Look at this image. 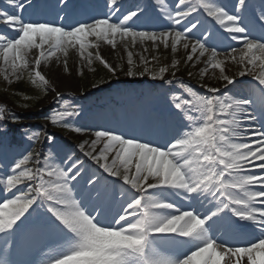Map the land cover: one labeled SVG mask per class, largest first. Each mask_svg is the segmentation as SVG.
Segmentation results:
<instances>
[{
  "label": "snow or ice",
  "instance_id": "1",
  "mask_svg": "<svg viewBox=\"0 0 264 264\" xmlns=\"http://www.w3.org/2000/svg\"><path fill=\"white\" fill-rule=\"evenodd\" d=\"M3 2L0 23L11 29V34L0 32L8 65L4 79H18L28 70L32 83L54 92V100L63 93L42 74L41 64L57 51L66 56L69 45H78L89 65L95 58L116 74L99 52L88 51L93 36L113 48L117 37H130L133 45L138 40L154 48L163 44L173 53L182 46L186 62L218 69L225 87L201 83V95L181 81L187 98L175 94L168 66L153 72L141 56L145 70L137 73L129 51L125 75H149L167 96L174 127L163 142L153 139L147 126L84 123L85 110L64 100L45 121L91 139L63 147L46 127L25 126L18 113L0 104V142L10 127L20 135L11 156L0 160L6 174L0 195L26 185V191L0 203V264H37L36 254L52 237L62 241V250L46 264H264V0L258 6L234 0L230 8L178 0L171 9L159 0L158 23L152 25L137 23L145 14L139 5L122 14L120 0H104V18L86 19L73 18L71 0L45 6L37 0ZM41 7H55L58 18L39 15ZM201 9L224 31L205 26ZM232 42L243 45L239 54ZM33 48L40 51L30 64L25 53ZM222 49L227 54L218 59ZM229 61L239 65L236 76L255 82L246 97L229 95V86L240 83L226 74ZM81 154L92 165L86 167Z\"/></svg>",
  "mask_w": 264,
  "mask_h": 264
},
{
  "label": "rangeland",
  "instance_id": "2",
  "mask_svg": "<svg viewBox=\"0 0 264 264\" xmlns=\"http://www.w3.org/2000/svg\"><path fill=\"white\" fill-rule=\"evenodd\" d=\"M156 1L157 2L154 3L153 6L156 9H159V0H156ZM0 2H1L0 4H4L3 0H0ZM209 2L217 3V0H214V1L210 0ZM37 3L40 4L41 6H44L42 0H37ZM121 4H126L128 6H130L131 4H134V7L128 11L134 10L135 6H136L135 2L131 1V0H128V1L126 0L124 2H123V0H120V5ZM4 6H6V5L4 4ZM164 8L169 9L166 1H164ZM144 10H145V14L140 19H145L148 22L149 19H147L146 16L149 14V11L147 9H144ZM46 11H47L46 7H41L38 10V14L43 15L46 18H49L46 15ZM128 11H125L123 14H127ZM101 18H104V17H101ZM113 19H115V17ZM139 22H140V20L137 21L138 24H139ZM0 28H3L1 23H0ZM139 30H144V29L141 28ZM147 30H149V29H147ZM0 32H2L1 29H0ZM88 40L91 41L94 45L93 47L89 48L88 51H91L94 54V56H95V53L99 52L100 56L103 57L104 60H106L108 63L112 64L116 68V75L119 77H127L125 75V73L129 69L128 57H127V53L129 51H131L133 53L132 68L137 73L143 72L145 70V64H144V62L141 61V56H143L147 60V67L148 68H151V69H152V67L158 68L156 66L157 64H160V63L172 64V61L176 60V61H178V63L176 65V67L173 68V70L176 69L178 72L186 73L187 75H189L188 74L189 72H192L191 76L196 77L195 73L192 70L193 69V66H192L193 63L191 64V62H186L187 51L182 46H179L177 49V52L173 53L170 46L168 48H165L163 44H160L158 47L154 48L150 41L141 42L138 40L133 45L130 37L127 38L126 40H122L120 37H117L115 48H113L111 45L107 44L106 41H104L103 39H97L94 36L88 37ZM232 47L236 48L235 46H232ZM45 48H47V46H45ZM39 51L40 50L35 49V48L26 51L25 56L28 59V61L30 62V64H33L35 57L37 55H39ZM224 55H226V54L225 53L221 54L220 58L224 59ZM257 55H260V53H257ZM65 62H66L67 68H68L67 72L64 71ZM96 63L99 64L100 62L98 60H96L95 58H93L92 64L89 65L86 60H83L80 57L79 46L77 45L74 48L71 45H69L67 48V55L66 56H65L64 52L57 51L56 55L54 57H52L51 59H49L47 61H42L41 71H42V74H45L47 78H49V77L51 78L52 73H56L55 78H56V80H60V81H62L61 73H64L67 76L70 75V77H72V80H73V83L70 85V87H71L70 90H73L74 88H76L77 87L76 82L82 80L84 78L83 75H86L87 77H89V79L91 81V83L87 84L88 85L87 87L89 88V90H93L96 88V87H94V85L99 84V83L93 82L95 80L94 78H95V74H96L95 73L96 66H97ZM100 64H102V63H100ZM3 65H5V63L3 60L2 50H0V92L2 91L1 93H5L7 90V93L9 94L8 96H10L9 97L10 100H12L9 107H6V108H10V109L14 110L15 112H17L20 115V117L28 118L30 120H37L35 123L38 125L35 127H40L39 126V124H40L42 127H46V131H50L51 128H53V126L50 122L45 121V117L48 114H46L44 116V113H43L45 108L47 106H49L51 103L46 98L47 92H38L36 89L38 86L36 85L35 92H33L32 94L27 93L28 96L22 95V97H21L20 94H22V92L17 91L15 88H17V85L21 83L20 81H22L24 79V77L26 79H28L29 81H32V78H30L29 71L28 70L23 71L19 75L18 79L13 77L10 80H5L4 79V73H5V70L8 68V65H7V67H3ZM195 67H196V70L198 72L206 74V75L205 74L201 75V77H199V80H198L199 83L203 81L204 83H207L209 86H216L218 84L217 82L220 80L218 69L217 70H212L211 68L206 69V65L202 61L199 62L198 65ZM228 67L234 69L233 62H230V61L227 62L225 64V68H228ZM52 70H54V72H52ZM106 70L108 71V69H106ZM238 71H239V65H238ZM110 74H112V73H110ZM127 78H130V77H127ZM74 86H76V87H74ZM99 86H100V84H99ZM12 87H14V89H12ZM93 91H95V90H93ZM112 93H114V92H112ZM43 96H45V97H43ZM38 97H39V100L36 101L35 99ZM165 97L167 98V96H165ZM6 98H8V97H4L1 99L6 100ZM67 101L69 102V105H71V106H75V105L80 106L81 104L84 105L83 102H75L73 100H67ZM12 102L13 103L17 102L20 106H16ZM8 103L9 102H7V103L4 102V104H6V105H8ZM29 109L31 110L30 113H29V111H27ZM27 113H29L30 115L27 116L26 115ZM89 116H91V113H88L86 111V117H88L89 120L92 121L93 125L98 126L97 123L93 122L94 121L93 117H89ZM69 134H73V135L77 136V137L74 136V138H76V139H74L75 145L82 142L85 139H88V140L91 139L90 136H86L83 134H77V133H71V132H69ZM57 144L62 146L61 142H57ZM4 185H6V179L4 180ZM16 194L17 193L15 192L14 195H16ZM54 238L57 239L58 237H54ZM53 254L54 253L51 249L48 251H42L39 257H41V258L45 257V259L42 260L41 262H37V264H44V262H47L48 257L52 256Z\"/></svg>",
  "mask_w": 264,
  "mask_h": 264
},
{
  "label": "bare ground",
  "instance_id": "3",
  "mask_svg": "<svg viewBox=\"0 0 264 264\" xmlns=\"http://www.w3.org/2000/svg\"><path fill=\"white\" fill-rule=\"evenodd\" d=\"M3 67H7V65L5 64V65H3ZM52 72H54V70H52ZM61 76H62L63 80L60 83L57 82L56 80H54L55 83L57 85H60L61 87H68L70 85L71 78L69 76H65L63 73H61Z\"/></svg>",
  "mask_w": 264,
  "mask_h": 264
}]
</instances>
